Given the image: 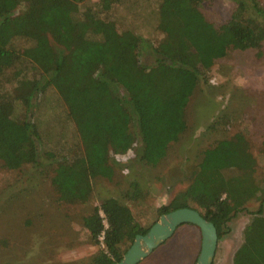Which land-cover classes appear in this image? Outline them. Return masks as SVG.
Segmentation results:
<instances>
[{
	"label": "trees",
	"instance_id": "obj_1",
	"mask_svg": "<svg viewBox=\"0 0 264 264\" xmlns=\"http://www.w3.org/2000/svg\"><path fill=\"white\" fill-rule=\"evenodd\" d=\"M205 1L155 0L154 27L161 38L152 43L118 28L111 12L124 0H0L2 167L18 171L46 162L61 205H85L92 180L112 181V156L136 149L139 162L156 167L186 132V106L197 85L208 82L210 60L232 45L259 51L264 42L259 0H231L219 28L201 15ZM143 53L152 56L150 65L142 62ZM50 91L65 120L55 130L48 124L42 129L34 116ZM65 123L74 143L48 144L53 134L62 136ZM256 165L244 134L219 140L203 151L186 189L155 210L156 218L190 208L214 225L219 238L248 203L258 201L247 212L231 264H264V189L256 183ZM123 197L140 202L145 192L131 182ZM82 222L98 247L90 264H116L155 221L141 226L128 206L110 197Z\"/></svg>",
	"mask_w": 264,
	"mask_h": 264
},
{
	"label": "rangeland",
	"instance_id": "obj_2",
	"mask_svg": "<svg viewBox=\"0 0 264 264\" xmlns=\"http://www.w3.org/2000/svg\"><path fill=\"white\" fill-rule=\"evenodd\" d=\"M154 1L124 0L113 8L111 17L118 28L130 29L156 43L161 34L154 27ZM259 2L264 8V0ZM232 8L231 0H206L200 12L206 23L219 28ZM141 60L146 65L153 62L149 53H143ZM210 61L208 82L197 85L186 106L187 130L169 146L164 159L156 167H148L138 161L136 149L124 156H112L113 180H92V196L85 205L57 203L49 180L53 168L46 162L41 168L25 165L18 171L7 170L0 162V264H90L98 247L91 243L82 221L95 206L105 198H116L129 207L141 226L156 222L155 210L186 189L203 151L237 132L250 143L257 164L255 180L264 189V42L259 51L232 45L221 58ZM56 100L55 94L48 92L34 115L42 129L48 124L55 130L59 121H65ZM64 128L62 136L53 134L48 144H73L72 127L65 123ZM131 182H138L145 192L142 201L123 197ZM257 206L258 201L248 203L245 211L227 223L218 238L212 264H231L241 244L247 212ZM182 230L139 264H184L186 255L188 264H194L200 251V232L197 228L195 234ZM191 237L196 240L195 249L191 244L187 247Z\"/></svg>",
	"mask_w": 264,
	"mask_h": 264
},
{
	"label": "water",
	"instance_id": "obj_3",
	"mask_svg": "<svg viewBox=\"0 0 264 264\" xmlns=\"http://www.w3.org/2000/svg\"><path fill=\"white\" fill-rule=\"evenodd\" d=\"M185 224L195 226L200 232V251L194 264H212L218 242L217 231L211 222L190 208L177 209L159 216L145 235H137L134 238L116 264H139L169 240L178 227Z\"/></svg>",
	"mask_w": 264,
	"mask_h": 264
},
{
	"label": "crops",
	"instance_id": "obj_4",
	"mask_svg": "<svg viewBox=\"0 0 264 264\" xmlns=\"http://www.w3.org/2000/svg\"><path fill=\"white\" fill-rule=\"evenodd\" d=\"M195 226H192V225H189V224H185V225H182L181 227H180V229H176L177 231H175V233H174V235L169 239V240H167L165 243H167L168 241H170V240H172L173 239V237L174 236H176V234L179 232V231H181L182 229L184 230V231H187V230H189V231H191L192 233H194L195 234V228H194ZM198 229V228H197ZM182 230V231H183ZM200 239H201V237H200ZM190 241V243L189 244H187V247H189L190 246V244H191V246H193V248L195 249V246H196V244H195V242H196V240H194L192 237H191V239L189 240ZM165 243L164 244H162L161 246H159L158 248L159 249H161L164 245H165ZM157 248V249H158ZM156 249V250H157ZM156 252L154 251L153 252V254H151V256L150 257H153V255L155 254ZM182 253V252H181ZM149 257V258H150ZM150 259H152V258H150ZM188 260H189V258H188V256L186 255V257H185V259L183 260V262H184V264H188ZM191 261H192V258H191ZM148 264H151V262H148ZM165 264V263H164ZM189 264H190V262H189Z\"/></svg>",
	"mask_w": 264,
	"mask_h": 264
},
{
	"label": "built area",
	"instance_id": "obj_5",
	"mask_svg": "<svg viewBox=\"0 0 264 264\" xmlns=\"http://www.w3.org/2000/svg\"><path fill=\"white\" fill-rule=\"evenodd\" d=\"M102 215V214H101ZM103 224L105 225V221H103ZM103 239V237H102V235L99 237V240H102Z\"/></svg>",
	"mask_w": 264,
	"mask_h": 264
}]
</instances>
